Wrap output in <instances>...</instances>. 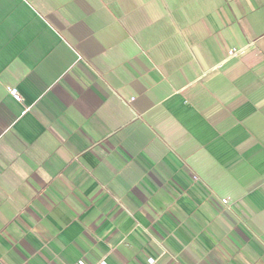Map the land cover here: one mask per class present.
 <instances>
[{
	"label": "crops",
	"instance_id": "1",
	"mask_svg": "<svg viewBox=\"0 0 264 264\" xmlns=\"http://www.w3.org/2000/svg\"><path fill=\"white\" fill-rule=\"evenodd\" d=\"M149 258L264 264V0H0V264Z\"/></svg>",
	"mask_w": 264,
	"mask_h": 264
},
{
	"label": "built area",
	"instance_id": "2",
	"mask_svg": "<svg viewBox=\"0 0 264 264\" xmlns=\"http://www.w3.org/2000/svg\"><path fill=\"white\" fill-rule=\"evenodd\" d=\"M233 55H236V53L235 52H233L232 53ZM7 90H8V93L14 98V99H16V100H21V96L19 95V93H18V91H17V89L15 88V87H8L7 88ZM221 202L223 203V204H227L228 203V199H226V198H221ZM153 259L152 258H149L148 259V263L149 264H152L153 263ZM74 264H90V263H88L87 261H85V260H83V259H79V260H77ZM95 264H104L103 262H98V263H95Z\"/></svg>",
	"mask_w": 264,
	"mask_h": 264
}]
</instances>
